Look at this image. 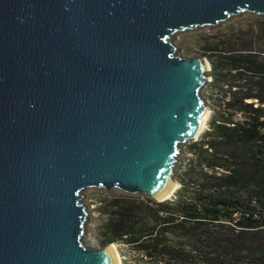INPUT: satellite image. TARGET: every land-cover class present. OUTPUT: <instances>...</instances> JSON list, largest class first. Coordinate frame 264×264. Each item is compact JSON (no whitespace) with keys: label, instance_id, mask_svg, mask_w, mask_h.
<instances>
[{"label":"water","instance_id":"water-1","mask_svg":"<svg viewBox=\"0 0 264 264\" xmlns=\"http://www.w3.org/2000/svg\"><path fill=\"white\" fill-rule=\"evenodd\" d=\"M242 13L264 0H0V264H119L83 190L174 195L212 80L175 35Z\"/></svg>","mask_w":264,"mask_h":264},{"label":"trees","instance_id":"trees-1","mask_svg":"<svg viewBox=\"0 0 264 264\" xmlns=\"http://www.w3.org/2000/svg\"><path fill=\"white\" fill-rule=\"evenodd\" d=\"M206 45L214 87L209 127L170 198L122 191L98 204L102 245L138 264H264V17Z\"/></svg>","mask_w":264,"mask_h":264},{"label":"rangeland","instance_id":"rangeland-1","mask_svg":"<svg viewBox=\"0 0 264 264\" xmlns=\"http://www.w3.org/2000/svg\"><path fill=\"white\" fill-rule=\"evenodd\" d=\"M259 15L253 13H242L240 15L234 16L227 22L222 23L216 27H203L193 30H186L175 35L174 41L178 47H181V51H177L178 54H182L187 57L201 56L205 58L209 64L211 62L206 54V49L204 48L209 40H213L214 37L219 35H224L230 33L237 28L250 29L252 27H257ZM262 17V16H261ZM264 47V41H263ZM211 72V70H210ZM212 76V75H211ZM202 95L206 98L209 105V114L205 121L203 128L200 131L197 139L203 134V132L209 127V120L213 114V103H214V87L211 85V81L208 82L203 90ZM181 144V154H179V162L176 167V175L178 176L181 171L186 166L188 159L191 156L189 152V143ZM178 179V178H177ZM177 182H180L179 180ZM181 184V183H180ZM121 191L120 189H115L109 191L106 188H95L89 187L83 190V194L86 195L83 200L88 204L90 209L91 218L87 224V231L84 235V243L92 247H101L100 237V225L103 221V215L98 210V204L100 200L108 195V193H116ZM123 192V191H122ZM140 195V194H132ZM145 196V195H144ZM173 196V195H172ZM118 251L122 264H138L131 261L130 258L134 256V251L128 245L113 243Z\"/></svg>","mask_w":264,"mask_h":264},{"label":"bare ground","instance_id":"bare-ground-1","mask_svg":"<svg viewBox=\"0 0 264 264\" xmlns=\"http://www.w3.org/2000/svg\"><path fill=\"white\" fill-rule=\"evenodd\" d=\"M208 114H209V110H207V114H206V116H205V118H204V120H203V122H202V125H201V127H200V130L203 128V126H204V124H205V121H206V119H207ZM198 132H199V131H198ZM167 194H168V193H167ZM167 194H165V195H167ZM165 195H164V196H165ZM112 245H113V247H114V249H115V252H116V255H117V258H118V263H119V264H122V263H121L120 256H119V254H118V251H117L115 245H114V244H112Z\"/></svg>","mask_w":264,"mask_h":264}]
</instances>
